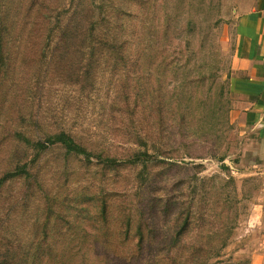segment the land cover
<instances>
[{"label":"rangeland","instance_id":"obj_1","mask_svg":"<svg viewBox=\"0 0 264 264\" xmlns=\"http://www.w3.org/2000/svg\"><path fill=\"white\" fill-rule=\"evenodd\" d=\"M229 11L0 0V264H264ZM63 134L90 159L49 145Z\"/></svg>","mask_w":264,"mask_h":264},{"label":"crops","instance_id":"obj_2","mask_svg":"<svg viewBox=\"0 0 264 264\" xmlns=\"http://www.w3.org/2000/svg\"><path fill=\"white\" fill-rule=\"evenodd\" d=\"M232 27L231 115L264 147V0H226Z\"/></svg>","mask_w":264,"mask_h":264},{"label":"trees","instance_id":"obj_3","mask_svg":"<svg viewBox=\"0 0 264 264\" xmlns=\"http://www.w3.org/2000/svg\"><path fill=\"white\" fill-rule=\"evenodd\" d=\"M58 142L62 143L65 146L66 150L69 153H75V154H79V155H84L88 159H90V154L87 152V150H85L84 148H82L80 145L76 144L73 139L69 138L65 134H63L61 136H58L55 139H48L49 145H52V144L54 145V144H56ZM40 147L45 148L46 146H44V145L41 144ZM106 161L107 162H110V163H113L114 162L113 159H106ZM14 175L15 174H12L11 176H14Z\"/></svg>","mask_w":264,"mask_h":264}]
</instances>
